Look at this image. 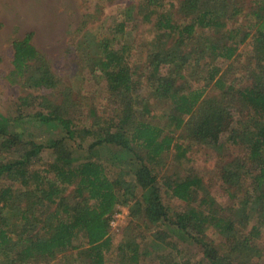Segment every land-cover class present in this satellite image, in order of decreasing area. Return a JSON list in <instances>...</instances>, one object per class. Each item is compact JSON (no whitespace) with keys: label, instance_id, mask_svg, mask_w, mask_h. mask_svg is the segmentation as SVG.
<instances>
[{"label":"trees","instance_id":"1","mask_svg":"<svg viewBox=\"0 0 264 264\" xmlns=\"http://www.w3.org/2000/svg\"><path fill=\"white\" fill-rule=\"evenodd\" d=\"M131 1L137 2L136 9L142 13L146 8L156 9L162 0ZM236 1L174 0L175 12L184 24L174 21L169 11L158 14L156 28L173 42L169 48H158L153 53L155 59L149 61L150 66H155V76L150 72L151 90L146 100L132 96V78L108 39H101L104 55L100 57L99 69L112 86L115 95L110 98L118 110H112L113 118L107 125L97 119L90 128L80 130L61 113L65 108L47 105V93L57 89L60 82L32 45V34L12 42L11 75L42 94L41 105L46 112L34 117L66 138L51 139L48 146L23 140L16 122L0 114V152L8 155L0 160V184L11 182L24 188L18 193L12 186L0 187V264H37L57 253L78 249L80 246L74 242L80 234L90 264H104L105 255L112 249L109 221L119 206L128 207L132 220L173 225L176 229L172 235L197 245L206 264H264V248L258 244L264 227V2L255 0L250 13L251 35L249 31L227 28L228 13L236 16L240 12ZM93 20L94 14H84L77 33ZM126 20L125 16L117 23L116 31L125 30ZM250 36L251 62L244 71L248 73V83L239 88L228 86L219 65L233 61L238 47ZM190 71L200 76L203 84L192 88L188 82L194 80ZM213 91L217 94L211 95ZM136 99L142 109L135 108ZM150 99L163 103L166 110L170 105L167 126L150 118ZM235 109L245 113L248 120L241 132L230 131L233 116L239 113ZM225 131L232 132L233 141L240 140L246 159L256 166L257 173L248 174L253 180L246 197L238 199L232 195L231 206L223 209L202 180L190 175L186 180L166 183L171 196L188 205L185 212L168 215L153 168L170 151H180L182 145H187L186 149L198 143L217 147ZM87 138L90 150L113 146L115 162L136 160L139 167L130 175L122 172L112 179L99 162L73 160L68 142ZM45 148L51 149L56 159L42 175L34 167ZM143 155L150 167L141 162ZM221 177L230 182L237 174L224 167ZM44 183H48L47 188ZM70 187L72 203L65 197ZM195 200L200 201L192 208ZM47 206L54 208L40 212ZM225 210L229 216L221 215ZM6 213L8 217L4 216ZM250 221L254 223L248 230ZM209 230L216 234L217 241L207 238ZM117 249L123 261L138 262L140 252L135 241L120 244Z\"/></svg>","mask_w":264,"mask_h":264},{"label":"rangeland","instance_id":"2","mask_svg":"<svg viewBox=\"0 0 264 264\" xmlns=\"http://www.w3.org/2000/svg\"><path fill=\"white\" fill-rule=\"evenodd\" d=\"M234 4L240 12L236 16L228 13L227 28L236 29L241 33L249 31L252 35L253 19L250 13L255 0H237ZM136 8L137 2L131 0H114L111 3L105 0H0V114L7 120L16 122V130L21 133L23 140L48 146L51 139L66 138V135L57 134V130L44 126L34 117L35 114L46 112L41 105L42 94L38 89L24 85L21 80L11 75L12 42L22 39L26 34H32V45L43 55L47 65L59 80L57 89L47 93V105L56 104L65 108L61 113L72 121L77 130L90 128L97 119L107 125L113 118L112 110H118V107L110 98L115 95L112 86L99 69V62L102 60L100 57L104 55L101 48L103 41L100 40L106 37L110 43L109 46L120 56L122 65L132 78L134 91L132 96L146 100L151 90L150 72L155 76L153 71L155 66H150L149 61L155 59H153V53L158 48H169L173 42L156 28L158 14L169 11L174 21L184 24L175 12L174 0H162L161 5L156 9L146 8L142 13H139ZM86 13L94 14L96 20L78 34L80 23ZM125 16L127 17L125 30L116 31L117 23ZM251 51L250 36L238 47L233 61L224 62L221 65L217 63L219 67L221 66L223 80L228 86L239 88L248 83V73L244 71L251 62ZM190 72L193 74L190 78L194 80L192 82L188 79V82L192 88L193 85L203 84L200 76H194V71ZM197 73L201 75V72ZM210 94L217 93L213 91ZM149 102L152 104V108H149L152 109L150 118L167 126L170 120V105L166 110L163 103H155L152 99ZM134 106L137 110L142 109L138 99ZM247 121L245 113H236L233 116L230 131L241 132ZM262 122L264 124V115ZM230 131L220 135L217 147L198 143L186 149L187 145H182L180 151H170L163 156L159 166L156 165L153 168L161 200L169 211L168 215L185 212L188 205L173 198L165 186L166 183L186 180L191 178L190 175L202 180L210 196L223 209L231 206L232 195L238 199L246 197V190L253 180L248 174L255 175L256 166L246 159L245 148L240 146V140L233 141ZM68 144L73 160L99 162L112 179L119 177L122 172V174L130 175L139 167V162L136 160L115 162L113 158L116 148L113 146L90 150L88 138L70 141ZM182 152H184L183 156H181ZM5 153L0 152V160L8 158ZM55 159L56 155L53 151L45 148L39 155L34 168L39 172L45 171ZM141 162L150 167V162L144 155ZM224 167L227 170L233 169L237 178L224 182L221 177ZM40 174L46 175L45 172ZM126 177L130 180L128 175H125ZM4 186L17 188V192L24 190L20 184L13 185L11 182L0 184L1 188ZM43 186L47 188L48 183H44ZM71 192L72 187L65 193L69 203L73 202ZM137 194L139 196L138 192ZM199 194L201 198L202 192ZM199 201L195 200L191 204L192 208ZM53 208L54 206H47L40 212L50 211ZM225 214L230 215L227 210L221 212L222 216ZM116 215L118 219L114 218ZM4 216L8 217V214ZM115 220L116 225L109 226L112 249L105 255L104 264H206L202 251L197 245L178 240L175 235H172L176 229L173 225L166 223L165 226H156L146 221L132 220L126 206L116 208L109 224ZM253 223L254 221H250L246 228L249 230ZM207 238L217 241L216 234L210 230L207 232ZM131 241H135L140 252L137 263L123 261L117 249L120 244L124 245ZM84 242L80 234L74 242L75 245L80 246L78 249L57 253L54 257L37 264H90L84 254L86 248ZM258 244L264 248V227L261 229Z\"/></svg>","mask_w":264,"mask_h":264},{"label":"built area","instance_id":"3","mask_svg":"<svg viewBox=\"0 0 264 264\" xmlns=\"http://www.w3.org/2000/svg\"><path fill=\"white\" fill-rule=\"evenodd\" d=\"M114 218L118 219V215H116ZM115 225H116V220L115 221H111L110 224H109V226H111V227H114Z\"/></svg>","mask_w":264,"mask_h":264}]
</instances>
